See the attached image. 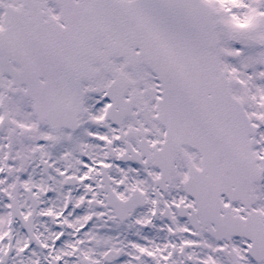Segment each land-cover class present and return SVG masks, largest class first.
<instances>
[{"label": "snow or ice", "instance_id": "snow-or-ice-1", "mask_svg": "<svg viewBox=\"0 0 264 264\" xmlns=\"http://www.w3.org/2000/svg\"><path fill=\"white\" fill-rule=\"evenodd\" d=\"M0 264H264V0H0Z\"/></svg>", "mask_w": 264, "mask_h": 264}]
</instances>
